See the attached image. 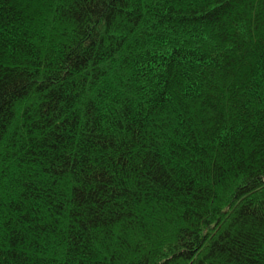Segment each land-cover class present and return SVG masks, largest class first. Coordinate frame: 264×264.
<instances>
[{
	"label": "trees",
	"instance_id": "1",
	"mask_svg": "<svg viewBox=\"0 0 264 264\" xmlns=\"http://www.w3.org/2000/svg\"><path fill=\"white\" fill-rule=\"evenodd\" d=\"M85 7L0 0V77L18 84L0 115V264H253L242 225L264 264V2L136 0L99 32ZM58 156L122 194L70 203Z\"/></svg>",
	"mask_w": 264,
	"mask_h": 264
},
{
	"label": "snow or ice",
	"instance_id": "2",
	"mask_svg": "<svg viewBox=\"0 0 264 264\" xmlns=\"http://www.w3.org/2000/svg\"><path fill=\"white\" fill-rule=\"evenodd\" d=\"M136 2V0H84L86 7L84 8L85 14L90 11H94L95 14V23L100 25V28H97L96 31L99 32L100 29L105 27H113V20L116 18V12H113L112 9L118 8L120 5H123L124 10L132 11L133 9L130 5ZM264 2V0H261ZM219 7V5H214ZM107 21V24H105ZM113 36L116 35L115 32L112 33ZM18 84L9 83L4 78L0 77V115H2L3 107L7 104L8 101L13 99V93ZM45 87L47 85H44ZM80 107L82 109V116L84 120L85 127L88 132H94L95 129L92 128L91 122L94 120V102L91 96H83L80 100ZM57 123H59V118H57ZM56 128L52 129V135H55ZM59 139V138H58ZM125 139H132L131 137L116 138L112 143L113 147L119 152L121 144L123 147L128 149V154L131 155V146L123 143ZM135 141L134 143H137ZM55 144V140H53ZM87 155V154H85ZM57 160L61 162V167L58 172V175L61 177L67 176V184L69 187L70 195L67 197L70 203H79L81 205H86L89 209L95 211V205L99 204L100 208H104V204L109 200H115V195H108L109 189L112 193L116 195L122 194L117 188L116 183L112 179H106L105 174L97 169L91 167H85V164L91 165V160H82L76 159L72 160L71 157H56ZM126 166L127 161H123ZM145 163H152L149 160H145ZM136 165L143 166L140 164V161L136 162ZM136 165L129 166L132 171L136 170ZM113 176L115 173L112 174ZM261 182L264 183V177H261ZM107 185L108 187H105ZM74 187V191H73ZM126 187V186H125ZM101 192L105 193L103 200L100 198ZM3 194V185L0 183V196ZM95 202V203H93ZM99 214L98 212L96 213ZM241 233L247 232L248 235L243 237V243L238 245L240 248V257L251 258L253 264L256 260L261 257L253 256V253L256 250L257 243L253 237V229L251 227L245 228L243 225L239 229ZM260 238L264 241V211L261 212V229H260ZM239 259V258H238ZM240 264H243V261H240Z\"/></svg>",
	"mask_w": 264,
	"mask_h": 264
}]
</instances>
